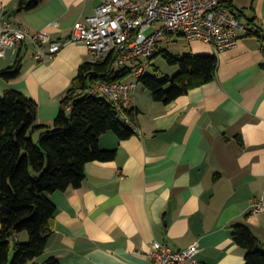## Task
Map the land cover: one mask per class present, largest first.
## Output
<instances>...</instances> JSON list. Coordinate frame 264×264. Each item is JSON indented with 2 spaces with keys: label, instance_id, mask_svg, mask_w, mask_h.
<instances>
[{
  "label": "crops",
  "instance_id": "crops-1",
  "mask_svg": "<svg viewBox=\"0 0 264 264\" xmlns=\"http://www.w3.org/2000/svg\"><path fill=\"white\" fill-rule=\"evenodd\" d=\"M19 1L0 0V11L14 25L46 30L52 39L70 36L75 22L94 14L100 2L42 0L18 11ZM234 5L264 29V0ZM188 51L216 55V78L169 103L137 86V132L126 139L103 134L100 146L116 149L115 158L88 162L81 186L49 194L57 212L41 260L148 264L160 241L175 249L197 243L204 264H245L246 250L233 239L238 224L249 226L264 245V212L252 211L253 199L264 193V40L247 35L218 53L192 41ZM19 57L21 74L11 80L0 75V94L12 88L35 99L37 123L52 126L80 66L91 60L89 48L70 42L37 61L26 41L0 57V70Z\"/></svg>",
  "mask_w": 264,
  "mask_h": 264
},
{
  "label": "trees",
  "instance_id": "trees-1",
  "mask_svg": "<svg viewBox=\"0 0 264 264\" xmlns=\"http://www.w3.org/2000/svg\"><path fill=\"white\" fill-rule=\"evenodd\" d=\"M41 2L20 0L17 10H30ZM248 22L258 31L247 35L264 40V29L252 19ZM165 56L179 67L175 75L159 79L143 74L140 78L157 101L169 103L216 78V55L178 58L166 52ZM21 70L19 57L13 66L0 70V75L11 80ZM129 75L115 67L113 52L102 62L83 63L52 126L37 123L39 104L35 99L12 88L0 94V264H60L54 256L40 259L57 212L49 194L81 186L88 162L115 158L116 149L101 148L103 134L113 131L126 139L137 132L134 108L126 109L125 119L110 99L91 96L86 90L98 80L121 81ZM24 233L27 240L22 239ZM233 239L246 250L245 264H264V245L249 226L235 225Z\"/></svg>",
  "mask_w": 264,
  "mask_h": 264
},
{
  "label": "built area",
  "instance_id": "built-area-1",
  "mask_svg": "<svg viewBox=\"0 0 264 264\" xmlns=\"http://www.w3.org/2000/svg\"><path fill=\"white\" fill-rule=\"evenodd\" d=\"M156 23L155 30L147 33ZM50 26L58 27L60 22ZM257 31L243 19L234 0H100L95 13L75 22L70 36L64 39H52L46 30L32 33L26 26L14 25L0 11V57L26 41L34 48L37 61L54 56L70 42L86 44L93 63L104 61L113 52L115 67L130 75L121 81L98 80L86 92L110 99L127 119L126 109L132 108L138 80L164 34L177 32L190 42L211 45L218 53L238 46L247 33ZM130 76L134 79H128ZM252 211L264 212V193L253 199ZM199 250L197 243L175 249L156 241L148 253V264H204L197 257Z\"/></svg>",
  "mask_w": 264,
  "mask_h": 264
},
{
  "label": "rangeland",
  "instance_id": "rangeland-1",
  "mask_svg": "<svg viewBox=\"0 0 264 264\" xmlns=\"http://www.w3.org/2000/svg\"><path fill=\"white\" fill-rule=\"evenodd\" d=\"M158 26V23L154 24L147 33H151ZM191 42L187 41L183 36L178 35L177 32L172 34H164L159 38L158 47L154 56L150 59L149 67L146 69L144 74H150L156 76L159 79H163L166 76L175 75L179 67L177 65H172L168 62L165 53L168 52L175 57H183L189 54V47ZM128 79H134L130 76ZM138 80V79H137ZM138 85H143V83L138 80ZM27 233L22 236L23 240H27Z\"/></svg>",
  "mask_w": 264,
  "mask_h": 264
}]
</instances>
